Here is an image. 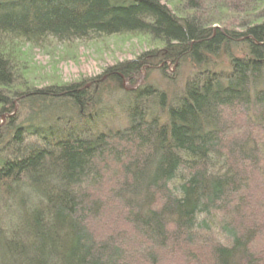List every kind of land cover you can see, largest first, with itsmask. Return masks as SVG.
Here are the masks:
<instances>
[{
  "label": "trees",
  "instance_id": "trees-1",
  "mask_svg": "<svg viewBox=\"0 0 264 264\" xmlns=\"http://www.w3.org/2000/svg\"><path fill=\"white\" fill-rule=\"evenodd\" d=\"M118 34L157 46L42 87L7 44ZM184 65L174 102L142 81ZM262 240L264 0H0V264H264Z\"/></svg>",
  "mask_w": 264,
  "mask_h": 264
},
{
  "label": "rangeland",
  "instance_id": "rangeland-1",
  "mask_svg": "<svg viewBox=\"0 0 264 264\" xmlns=\"http://www.w3.org/2000/svg\"><path fill=\"white\" fill-rule=\"evenodd\" d=\"M234 19L238 20L239 17ZM7 44L16 49L14 54L19 57L18 65H24L26 68L23 72H30L35 77L36 85L41 87L56 82L66 83L95 77L102 73L104 68L135 59L140 53L157 46V44H151L141 34L98 36L72 41H58L54 37L47 36L36 44L14 38L13 41H7ZM240 52L235 49L233 54L240 57L242 56ZM225 59L224 55L216 57L211 65L217 64L216 69L226 67L227 63L229 66V62L226 63ZM219 64L221 67H218ZM196 71V67L192 65H184L178 71L169 68L167 70L169 80H166L156 69H153L142 76V79L145 78L142 81L154 85L170 97L173 95L170 100L174 102V98L183 91L188 77L195 75ZM106 100L107 98H104L103 102L105 103ZM135 101H138L136 93L111 96L110 101L105 103L111 105V108H103L102 118L97 122L98 127L104 129L124 127L127 123L124 111L118 106L113 107L112 104L132 106ZM159 114L161 115L162 111ZM165 116L164 114V119ZM5 117L4 115L3 120ZM262 242L260 246L264 248V240ZM181 252L173 257H163L161 264H168L169 258L175 260V264H184V254Z\"/></svg>",
  "mask_w": 264,
  "mask_h": 264
}]
</instances>
